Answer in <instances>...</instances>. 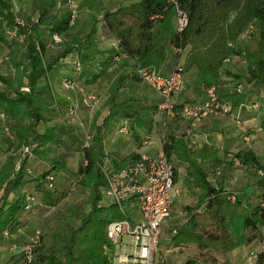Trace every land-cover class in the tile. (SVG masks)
Segmentation results:
<instances>
[{"label": "trees", "instance_id": "trees-1", "mask_svg": "<svg viewBox=\"0 0 264 264\" xmlns=\"http://www.w3.org/2000/svg\"><path fill=\"white\" fill-rule=\"evenodd\" d=\"M58 1L66 5L70 0H49L44 3L34 0L33 7L38 11V18L31 24H19L14 0H0V43L9 50L6 61L13 70L11 76L0 72V114L5 113L10 121L18 124L17 131L11 130V133L20 143L46 146L56 142L54 125H46L43 132L39 129L40 124L47 120L46 114L52 110L51 101L39 87L40 79L69 54L90 49L100 40H116L117 48L111 56L101 61L98 74L109 80V94L101 108L107 111V115L102 123L98 121L101 111L94 115L90 125L92 141L84 147L86 165L78 169L79 183L90 189L85 201L88 211L78 216L79 221H76V217L67 224L66 230L60 234L59 252L53 247H45L44 233L38 229L41 231V241L33 248V260L28 261L26 246L32 242L37 230L25 242L14 263L112 264L114 246L107 237V226L111 221L123 220L126 216L116 203H102L107 185L105 161L109 157L104 144V128L110 119L117 117L128 120L133 129L152 130V108L142 99L134 97L143 83L137 69L151 66L161 71L172 47L178 51L189 47L182 69L185 73L196 68L194 92L197 97L212 87L218 91L230 77L243 78L248 84L255 81L264 84V0H139L116 9H106L94 16L93 25L85 36L68 40L60 54L46 60L47 43L39 30L47 27L51 35L66 38L75 24L70 11L63 14L51 11ZM178 9L188 16V24L181 31L178 30ZM8 30H16L19 37L24 36L23 41L12 43ZM245 34L248 41L243 44L241 39ZM232 56L245 59L246 73H234L224 67ZM128 60L133 61L129 64L131 70H109L113 63H127ZM124 88L133 96L119 102L118 94ZM219 96L222 101L231 102L234 106L246 101V95L239 91ZM134 136L140 143V135L134 133ZM163 148L171 160L175 156L187 164L188 177L193 180L195 188L202 190L196 204L187 207L186 221L176 227V233L172 232L176 246L195 244L203 256L215 252L223 257V260L212 258L208 264H234L230 252L239 243L249 244L257 239L264 244V230L261 231L264 229V206L261 205L264 179L258 177L257 184L263 189L259 203L242 215L229 217L226 203L230 196L226 197V192L213 184L206 165L207 160L220 154L221 148L211 144L190 148L184 138L176 136L165 139ZM234 156V160H239L245 166L264 169V153L259 156L250 148L240 150ZM140 157L141 153L133 151L122 159L112 158L111 167L107 168L119 171ZM16 168V164L9 160L1 169L0 199L9 190H16L29 182L25 179L24 165ZM48 175L54 177L52 183ZM42 180L48 183L49 189L54 188V174L46 173ZM1 190H4L3 195ZM31 195L35 198L33 193H23L8 208L0 206V234H14L21 227L18 217L24 209L30 208L26 207L30 204H25V200ZM202 206L214 227L212 232L202 230L197 219L199 213H192L193 209ZM71 216L74 219V215ZM247 229L251 230V234L246 236L244 231ZM256 261L257 264H264V250L258 254Z\"/></svg>", "mask_w": 264, "mask_h": 264}, {"label": "crops", "instance_id": "crops-1", "mask_svg": "<svg viewBox=\"0 0 264 264\" xmlns=\"http://www.w3.org/2000/svg\"><path fill=\"white\" fill-rule=\"evenodd\" d=\"M42 39L44 41L43 37ZM241 41L243 44H246V42L248 41L247 34L242 37ZM115 48H117L116 40H100L94 47L87 50L89 52H96L97 55L100 57L96 58H99V61L101 62L104 58L111 56V54L114 53ZM188 49L189 47L185 48L183 51H178L177 48L172 47L168 53V56L166 57V60L164 61V64L160 68L162 73L169 74L170 72H172L176 65L183 66ZM0 51L3 52L4 57L7 59L9 55V50L2 43H0ZM76 53L79 54L78 52ZM85 53L86 52H83L79 55H83ZM132 62L133 61L128 60L127 63L125 62L126 64H122L120 63V61L113 63L109 70L113 72H120L117 69L121 67V71H129L132 69V67L128 65ZM54 67L50 71L51 73L54 72ZM224 67L234 73H246L245 59L242 56L230 57L229 59H227ZM100 69L101 66L99 68V71H94V74H96L95 78L98 77V81L102 80L103 78L102 76L98 75ZM0 71L1 73L7 76L13 74L10 72H2V70ZM60 71H70V69L63 68L60 70L59 68L57 72H54V76L56 78H59ZM72 72H75L74 77H77L81 81L80 83L84 82V85L79 88V92L75 93V95H64V93H61L60 97L57 100H53V104L51 101L50 103L52 110L51 112L46 114L47 120L44 123L42 122L40 124L41 128L39 127L41 132L45 130L46 125H54L56 127L57 141L50 142L46 146H42V151L38 152V155L36 156L37 158L46 160L48 162L59 160L55 159L54 154L49 155L46 152L51 148L53 150H64V148H67L70 150L79 151L82 148L84 149L85 146L89 145V143H85V139L87 137L88 132H90V125L94 116H91L90 114L93 107L88 108L85 105V94L83 93V91L85 90V88L88 89V84L86 82L91 83V81L88 80V75L82 77V73L80 74V72L77 73L76 71ZM196 77V68H192L191 70L185 72V87L175 97L178 109L181 110L183 105L186 103L202 102L206 99L207 91L202 96L197 97L195 95L194 87L196 83ZM106 88L107 93L103 97V103L105 102L109 94L108 85ZM218 91L219 94L222 95L226 93H231L233 91L242 92L246 95V101L238 106H234L231 102H228L232 108L231 113H229L228 115L221 117L209 115L199 121H193V119H188L181 115H178L177 117L173 118L163 116L158 110V104L162 100L161 93L156 89L152 88L149 84L143 82L140 86L139 91L134 97L142 99L146 105L152 108L151 113L153 116V128L151 131H147L146 129L139 127H135V129H133L132 124L128 120L120 119L117 117L110 119L107 123V126L104 128V144L107 153H109V157L106 159V161L109 162V167H111L112 158L122 159L133 151H138L141 154L154 153L164 143L165 139L163 140L162 137H166V139H169V137L171 136H176L184 138L190 148H194L196 146H203L204 144H211L221 148V152L217 157L206 161L211 181L217 188L221 190H223V186H228L229 183L235 186L236 183L246 180L247 177H249H246V174H249V172L253 171V174H257V169L253 167H248L244 165L241 168H237L234 160V154L240 150H248L250 148L253 149L259 156H262L264 153V84L259 81H255L253 83L248 84L243 78L233 79L230 77L226 80V83L224 85L218 88ZM132 96L133 95L129 93L128 89L124 88L118 94L117 100L121 102L131 98ZM74 101L77 102V104L79 105L80 113L79 115H77V118L71 119L70 117H67V106L71 103H74ZM103 112H106L105 115H103L104 119L107 115V111L101 109V114ZM101 114L100 116H102ZM87 118L89 119L86 120ZM103 119L99 123H102ZM238 119L247 128H249V132L253 134V140L250 145L246 144L243 141L242 136L240 135L237 121ZM124 122H128L130 124V129L132 131L133 136L126 137L125 135L120 134L117 131L116 127L120 123ZM156 122H158V125L160 126L165 125V129L163 131L164 135L162 134L163 128L160 132L155 129ZM134 133L139 134L141 139L143 140L145 138V141H143L144 145L141 144V141L139 143L137 139L134 138ZM6 141L7 140H4V136L0 134V162H2L6 158L5 155L7 154L11 155V157L8 158V161H13V150H10V144L8 145ZM125 141L129 142V144L131 142V145H129L128 147V144H124ZM125 145H127V147ZM172 159L176 166V182L181 189V194L176 198L171 217L165 224H163L161 228L160 246L158 254L159 264H202V262L199 263L198 261H191L189 259V251L192 246H196L195 244H183L180 246H176L173 242L172 230L177 226L183 224L186 221V218L184 217L183 223H173L172 220L182 214L185 216L188 211L187 207L194 206L196 204L199 196L202 194V190L199 188H195L193 185V180L188 177L186 172L187 164L180 162L175 156H173ZM8 161H5L4 164H6ZM231 163L233 164V167L236 172H241L240 175H237L234 178L228 175V173L230 172L227 169L229 167V164ZM2 168L3 166L1 167V169ZM181 170H184V177H181L180 175ZM53 174L55 175V180H58L60 179L59 177L61 174L64 175V172L54 171ZM36 185L37 181H32L31 183H25L16 190H12V192L10 193L11 195L8 196L9 201H7V205L0 206L8 208L16 200V198L21 196L23 193H33L37 201L40 202L39 206H43L42 201L46 198L49 201L54 198L53 195L50 193L51 189L47 188L43 191V186H40L41 188H38L36 187ZM248 189L250 188L247 187V191ZM76 190L80 195H82L83 193L84 195H86V197L84 198L85 202L90 194V189L79 184ZM1 194L3 195L4 192L1 191ZM109 200V203H104L103 199L102 203L104 205H109L112 203L110 198ZM190 200H193L195 204L192 203V201ZM79 210L75 207L74 211L72 212V208H69L68 215L71 216L73 214L74 218H76L79 216ZM131 211L132 216H134L136 219L139 218V214L136 209L132 208ZM47 213L48 212H46L43 208H37V210L31 212L30 215H26L25 212H22L18 217L21 222V227L17 230V232L14 234H0V264H4L6 262L14 263V261L19 258L18 253L21 251L25 242L30 239V232L32 231L33 225H38L40 221H43L44 218L47 216ZM254 241H257L261 244L259 245V247L261 246V251H263L264 244L258 241L257 239L253 240L252 242Z\"/></svg>", "mask_w": 264, "mask_h": 264}, {"label": "rangeland", "instance_id": "rangeland-1", "mask_svg": "<svg viewBox=\"0 0 264 264\" xmlns=\"http://www.w3.org/2000/svg\"><path fill=\"white\" fill-rule=\"evenodd\" d=\"M45 1L49 0H39V3H44ZM77 4L78 9V15L75 20V24L72 28V31L70 35L66 38L61 37L60 41L55 40V35H51L48 31L47 27H42L39 31L40 35L44 38V41L47 43V49L45 53V59L50 60L56 57L58 54H60L64 48L65 43L68 40H71L74 37H83L85 34L90 30V28L93 25L94 22V16L99 15L106 9H115L121 5H127L132 2H136L139 0H72ZM34 0H15V9L16 14L19 19L23 20L24 23L31 24L36 21L38 18V11L34 9L33 7ZM70 3L66 5H61L60 1L57 2V4L51 8V11L55 12L57 11L60 14H63L65 12L70 11ZM100 25V24H99ZM10 41L12 43L19 42L18 37H10ZM83 52H86L83 55ZM0 54L4 57L3 52L0 51ZM77 54L76 52H73L66 56L65 58H62L58 64L54 67V72H57L60 68L63 69H70V71H60L59 78H56L54 76V72H49V75L44 76L39 81V87H41L44 92L46 93L47 98L52 101L57 100L60 97L61 93H64V95H72L79 92V88L84 85V82L80 83L81 81L76 77H74L75 72H80L82 77H85L88 75V80L91 81V83L86 82L88 84V89L85 88L87 93H93L97 95L99 102L93 106V109L91 110L90 114L91 116H94V114L97 111H101L102 105H103V97L107 93V85H108V78L103 77L102 80L98 81V77L95 78L94 71H99L100 68V57L97 55L96 52H89L88 50H83L81 53ZM99 57V58H96ZM72 58V60H71ZM89 58V59H88ZM81 63V70H77L76 64L77 62ZM64 63V64H63ZM120 63L126 64L125 61H121ZM62 65V66H61ZM129 66V65H128ZM129 68V67H127ZM243 69V68H242ZM0 70L2 72H10L13 73V70L8 65V62L6 59L2 62L0 65ZM118 71H121L122 68L119 67L117 69ZM1 72V71H0ZM12 75V74H11ZM9 75V76H11ZM66 77H72L74 81V86L70 88H65L63 86V79ZM150 90V88H149ZM151 92V90H150ZM84 93V92H83ZM85 94V93H84ZM55 95V96H54ZM86 103V102H85ZM71 105L76 106L78 114L80 113V107L77 104V102L74 101V103H71L67 106V109H70L69 107ZM88 108H91L92 106L90 104H85ZM106 112H103L99 117V122L102 121L103 115H105ZM67 117L73 119L77 118L76 116L70 115L67 112ZM166 117V116H165ZM91 118V117H90ZM87 118L86 120H88ZM167 119V118H166ZM165 121V120H164ZM163 124V121H162ZM9 125V126H7ZM6 126L9 128L6 129ZM127 126L128 130H122L123 127ZM164 126L158 125V122H156L155 129L157 131H161L162 134L164 133ZM18 124L10 121L8 118L3 120L0 118V134L4 136V140H7V144H10V150H13L12 152V159L13 162L16 164V167L18 165H24V171H25V179L27 178L29 180V183L32 181H37L36 187L43 186V189L48 188V183L44 182L42 180V177L46 173H52L54 171L58 172H64V175H60V179H56L54 183V188H50V193L53 195V199L49 201L47 198L42 201L43 206H39L40 202L37 201L36 198H33L31 195L28 199L26 198L25 204H30L29 209H24L23 212L26 213V215H30L31 212L37 210V208H43L47 213V216L44 218L43 221H40L38 225H33L32 231L30 232V238L35 233L36 230L41 229L44 233V245L48 249L59 252L61 247V237L60 234L66 230L67 224H69L71 221L75 220L72 219V216L68 215L69 208H72V212L74 211V208L76 207L79 210V217L85 214L87 212L88 206H86L84 202V198L86 195L84 193L80 195L76 188H78L80 175L78 173V169L80 166L86 165V160L84 156V149L81 150H70L67 148H64V150H53L52 148L47 150L46 152L49 155H55V159H59L58 161H46L37 158L38 152H41L42 146H39L37 143H35L34 149L28 153L26 156L22 154V143L17 141L16 139L11 138V130L17 131ZM40 127V126H39ZM130 124L128 122L120 123L116 128L117 131L120 134L125 135L126 137L133 136L132 131L130 129ZM41 128V127H40ZM249 129V128H248ZM250 130V129H249ZM92 135L93 133L90 131L87 134V137L85 139V143H91L92 141ZM164 135V134H163ZM133 138V137H132ZM134 138H136L134 136ZM163 140L166 139V137H162ZM147 139V138H146ZM136 141V140H135ZM143 141L141 139V144L144 145ZM120 142V141H119ZM124 144L131 145V142L125 141ZM127 147V145H125ZM153 151V150H152ZM45 152V153H46ZM1 154V153H0ZM6 158L0 162V171L1 167L4 166V162L8 161V158L11 157V155H5ZM52 160V158H51ZM22 163V164H21ZM49 165V166H48ZM109 167V162L105 161V168ZM17 169V168H16ZM230 173L232 178H234L237 175H240L241 172L236 170L233 167V164H229V167L227 169ZM181 177H184V170L180 171ZM249 176V177H247ZM247 179L236 183L234 186L233 184L229 183L228 186H223V191L226 192V196H235L236 199L228 198V202L226 203V211L229 215V217L233 216H239L245 213L246 211H250L253 207H255L259 203V199L262 194V187L257 185L258 182V176L257 174H253L252 172H249V174H246ZM251 183V184H250ZM253 183V184H252ZM39 185V186H38ZM81 185V184H80ZM256 185V186H255ZM50 187V186H49ZM247 187L248 189L247 191ZM254 187V188H253ZM41 188V187H39ZM4 192L3 190H1ZM44 191V190H43ZM11 191H8L6 193L5 197L0 200V205L6 206L8 200V196L11 195ZM57 199H56V198ZM192 203H194L193 200ZM109 198L104 194V203H109ZM56 203V204H55ZM195 204V203H194ZM193 204V205H194ZM39 206V207H38ZM79 217L76 221H79ZM184 215L177 216L172 220L173 223H183L184 222ZM197 219L199 222V227L203 230H206L208 232L214 231V227L211 225L208 215L206 212H202L200 214H197ZM79 223V222H78ZM77 223V224H78ZM31 228V227H30ZM264 229L262 228L261 231ZM245 235L251 234V230L247 229L244 231ZM8 232H5V234ZM259 241V240H258ZM261 242V241H260ZM261 245L259 242L254 241L252 243L246 244V243H239L231 252H230V258L231 261L234 264H257L256 258L252 259V253L256 252L260 253L261 251ZM190 255L189 259L192 261H198L199 263L202 262V264H208L209 260L215 257H218L220 260H223V257L215 252L208 253L205 256L202 255V251L197 246H192L190 249ZM2 264V263H1ZM4 264H15L6 262Z\"/></svg>", "mask_w": 264, "mask_h": 264}, {"label": "built area", "instance_id": "built-area-1", "mask_svg": "<svg viewBox=\"0 0 264 264\" xmlns=\"http://www.w3.org/2000/svg\"><path fill=\"white\" fill-rule=\"evenodd\" d=\"M70 13L72 21L75 22L78 9L77 4L70 0ZM19 24H25L17 17ZM188 24V16L185 12L178 9V30H183ZM10 37H18L22 42L24 36L19 37L16 30H8ZM55 40L60 41L61 37L55 35ZM6 59L0 54V65ZM77 70H81V63L76 64ZM139 77L143 82L159 91L162 100L159 103V112L163 116L177 117L181 115L193 121H199L209 115L225 116L231 113V105L222 101L215 87L207 90V97L202 102H189L180 109L177 108L176 95L185 87V73L181 65H176L169 74H164L151 66L139 67L137 69ZM63 86L70 88L74 86L72 77L63 79ZM84 100L92 107L99 102L97 95L87 93ZM68 109L70 115L78 114L76 106L71 105ZM0 118L5 120L6 114L1 113ZM240 135L243 141L250 145L253 134L238 119ZM6 129L9 128L6 126ZM122 130L127 131V127ZM11 133V132H10ZM11 138L15 135L11 133ZM35 147L34 144H23L22 154L26 156ZM237 168L244 165L235 159ZM18 165L17 168H19ZM105 168L106 188L105 194L111 199L112 203L120 206L125 214L123 220L111 221L107 226V237L114 246L112 254V264H159V246L161 228L172 215L176 198L180 196L181 189L176 182V166L163 148L157 149L154 153H142L141 157L134 163L127 165L119 171L108 170ZM260 179H264V169L257 170ZM47 178L52 183L54 177L48 175ZM52 186V184H50ZM231 199L236 197L230 196ZM127 204V207L125 206ZM264 206V199L261 200ZM29 208V205H26ZM136 209L139 218L132 216L131 209ZM203 206L193 209L192 213H202ZM176 233V228L172 230ZM41 241V231L37 230L32 242L26 246L28 261L34 258L33 248ZM258 253L252 252L251 258H257Z\"/></svg>", "mask_w": 264, "mask_h": 264}]
</instances>
